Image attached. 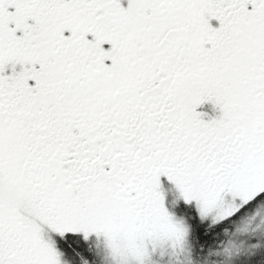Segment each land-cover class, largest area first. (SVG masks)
<instances>
[{"label": "snow or ice", "instance_id": "6c2138e0", "mask_svg": "<svg viewBox=\"0 0 264 264\" xmlns=\"http://www.w3.org/2000/svg\"><path fill=\"white\" fill-rule=\"evenodd\" d=\"M0 264H264V0H0Z\"/></svg>", "mask_w": 264, "mask_h": 264}]
</instances>
